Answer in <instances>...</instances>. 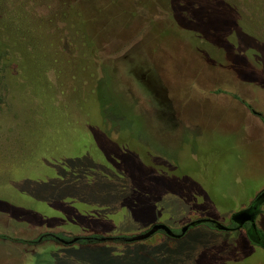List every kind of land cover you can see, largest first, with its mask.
Here are the masks:
<instances>
[{"label":"rangeland","instance_id":"1","mask_svg":"<svg viewBox=\"0 0 264 264\" xmlns=\"http://www.w3.org/2000/svg\"><path fill=\"white\" fill-rule=\"evenodd\" d=\"M100 1L0 0L48 40L64 35L62 3L79 4L101 41L92 64H67L65 43L52 53L64 96L40 45L13 36L15 18L0 21L42 88L36 101L25 67L0 47V235L226 224L230 208L264 188V0H121L120 10ZM213 49L225 55L208 57ZM257 224L264 232V213ZM77 246L0 237V264H264L244 237L208 223L173 243L159 231L130 245Z\"/></svg>","mask_w":264,"mask_h":264},{"label":"trees","instance_id":"2","mask_svg":"<svg viewBox=\"0 0 264 264\" xmlns=\"http://www.w3.org/2000/svg\"><path fill=\"white\" fill-rule=\"evenodd\" d=\"M128 1V0H126ZM103 5H104V9H119L120 10V2L121 0H101L100 1ZM7 5H4V7L0 8V21L2 20H7L11 17L15 18V20L17 21V24H15V26L10 27L12 34L14 37H17L19 35V33H21L20 35H25L28 34L29 35V39L32 40L33 44L36 45H40V47L43 50V54L45 57H47L49 59V61L51 62L52 65V77L54 78L53 82L51 79V84L53 85L52 87L56 88L59 90V95H64L66 96L68 94V92H66V94H64V91L62 92V89L59 88V86L57 85V81H56V77L55 74L58 72L53 60H52V53L56 52L55 50H59L60 53H63L65 51V48L63 47L64 43H65V47L69 48L71 47L69 53H71V59L67 62L70 63L72 61H77V65L76 67L79 66H83V65H87V64H92L94 62L93 57L96 56V52L99 51L100 47H101V41H98V43L94 42V38L92 37V33L89 30L88 27V23H89V17L85 15V9L80 6L79 4L76 3H67V2H63L61 7L57 10L58 12V18L57 20L61 21L63 24V29L62 31L64 32V35H62V38L58 40H56L55 38H51L48 40V34L44 35V36H39V37H33V32L35 30H37V26L36 24H33V22L30 21H26L23 16H22V11L20 10V8H15L12 10H10V8H8V12L9 14H7V12L5 11L7 9ZM107 8V9H106ZM122 8V7H121ZM104 9H100L99 11H102ZM131 17L133 16V18H136L135 14L130 15ZM111 17H113V15H111ZM1 31V30H0ZM15 33V35H14ZM32 33V35H31ZM48 40V41H46ZM58 42V43H55ZM36 43V44H35ZM191 44V43H190ZM204 46H211L210 44L204 42ZM0 47L3 49V51L6 53L5 55H12L17 61L18 63H21L24 67L25 70L27 72V77L29 78L31 84L33 85V93H32V97L37 101V95H41L42 94V88L41 85L37 79V74H35L34 69H31L29 67L26 66L25 63V56L22 52L19 51H15L13 49V44L12 41L7 39L5 37L4 34L0 33ZM212 47V46H211ZM216 52L220 53L221 55L224 54L225 52L224 50H215L213 49V51L211 52V54L208 55L211 56L213 54H216ZM64 54V53H63ZM75 59V60H73ZM74 62V63H75ZM21 65V66H22ZM77 79L75 80V82H80L79 76H77ZM96 77H98L96 75ZM81 83V82H80ZM82 87L83 84L81 83ZM50 87V88H52ZM3 87H1V91H2ZM84 89V88H83ZM85 91V89H84ZM86 92V91H85ZM86 94L89 96V94L86 92ZM90 97V96H89ZM44 107V106H43ZM96 108V107H95ZM44 109H46L44 107ZM209 225V224H208ZM163 234V240L164 242L167 243H173L174 241H176L177 239H172L169 238L168 235H166L165 233ZM242 237L245 236L241 235ZM1 238L4 239H9L15 242H19L22 244H33L36 243L38 240L42 239V240H48V239H54L60 243H62V245L66 246V247H72V245L74 244H79V246H99V245H103L104 243L106 244L107 242H111V243H116V244H122V245H130V244H134L135 242L129 243L126 242L124 240V238H126V236H121V235H117V236H102V235H98V234H92L89 236H77L78 240L75 241L74 243L71 244H65L63 243L61 240L64 241H68L72 238H66L57 234H50V233H43L38 237V240H24V239H13V238H9L7 236L4 235H0ZM184 237L181 236L180 238ZM102 238H104V240H101ZM178 238V239H180ZM246 241V239H245ZM247 246H249L248 242L246 241ZM77 246V247H79ZM251 247V246H250Z\"/></svg>","mask_w":264,"mask_h":264},{"label":"water","instance_id":"3","mask_svg":"<svg viewBox=\"0 0 264 264\" xmlns=\"http://www.w3.org/2000/svg\"><path fill=\"white\" fill-rule=\"evenodd\" d=\"M263 199H264V191L258 195V197L254 200V202L249 207L235 211L230 215V220L236 225V228L241 227L244 223H249L250 229L251 230L254 229L257 233L255 242L260 243V244H264V236L263 234H261L260 231L256 230L255 217H256V209L258 208L256 207V203L258 204V202H260V200H263ZM200 223H209V224H212L217 229L227 230L226 226L215 221L214 219L200 218V219L192 220L188 222L187 224L183 225L180 228L179 230L180 232L178 234L173 233L172 230L167 225L163 223H156V224L151 225V227L145 232L137 234V235H133L131 237H126L124 238V240L126 242H136V241L145 240L146 238L150 237L152 234H154L155 232L159 230L163 231L168 236L180 238L186 233L188 228L196 226ZM77 240H78V237H74L73 239H70L68 241H64V240H61V241L65 244H71ZM101 240H104V238H102Z\"/></svg>","mask_w":264,"mask_h":264},{"label":"flooded vegetation","instance_id":"4","mask_svg":"<svg viewBox=\"0 0 264 264\" xmlns=\"http://www.w3.org/2000/svg\"><path fill=\"white\" fill-rule=\"evenodd\" d=\"M244 191V189L242 190V192ZM264 191V188L263 189H261L260 191H258L257 192V194L255 195V197L252 199V200H250V199H247V203H246V205L244 206V207H242V208H238V209H233V208H230L231 209V213H230V215L233 213V212H235V211H238V210H241V209H244V208H247V207H249L253 202H254V200L258 197V195L260 194V193H262ZM241 191H240V193H242ZM263 205H264V199L263 200H260V202H258V204L256 203V207H258L257 209H256V217H255V225H256V230H258V231H260L261 232V234H263V236H264V232H263V230L262 229H260V227H258V224H257V218H259V216H261V215H263V210L261 209L262 207H263ZM230 215H229V217L227 218V223L226 224H222V225H224V226H226L227 227V230H221V229H217V228H215L212 224H209L211 227H213V228H215V229H217V230H219V231H221V232H224V233H228V234H233V235H236V234H239V235H244L245 236V239H246V241L248 242V244H249V246H251L252 248H255V249H257L259 252H261V256H260V258L261 259H263L264 258V244H260V243H256L255 242V238H256V236H257V233H256V231L254 230V229H250V225H249V223H244L241 227H239V228H236V225L230 220ZM215 221H217V220H215ZM218 222V221H217ZM191 228V227H190ZM190 228H188V229H190ZM172 230V229H171ZM180 230V229H179ZM160 231V230H159ZM159 231H157V232H155L154 234H152V235H155V234H157ZM160 232H162V233H164L163 231H160ZM172 232L173 233H175V234H178V233H176V232H174L173 230H172ZM241 233V234H240ZM151 235V236H152ZM149 238V237H148ZM148 238H146V239H148ZM169 238H172V239H178V238H175V237H171V236H169ZM145 239V240H146Z\"/></svg>","mask_w":264,"mask_h":264}]
</instances>
